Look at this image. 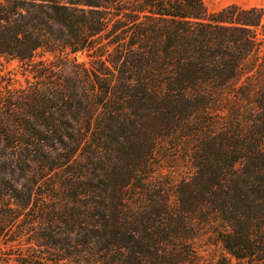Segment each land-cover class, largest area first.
I'll use <instances>...</instances> for the list:
<instances>
[{
  "label": "trees",
  "instance_id": "16d2710c",
  "mask_svg": "<svg viewBox=\"0 0 264 264\" xmlns=\"http://www.w3.org/2000/svg\"><path fill=\"white\" fill-rule=\"evenodd\" d=\"M262 28L203 0H0V264H264Z\"/></svg>",
  "mask_w": 264,
  "mask_h": 264
},
{
  "label": "rangeland",
  "instance_id": "374dc122",
  "mask_svg": "<svg viewBox=\"0 0 264 264\" xmlns=\"http://www.w3.org/2000/svg\"><path fill=\"white\" fill-rule=\"evenodd\" d=\"M203 1L209 12L219 10L230 4H237L239 6L246 7V8L260 7L264 10V0H203ZM262 30L264 29L262 28ZM15 66H16V63L13 62L9 65V68L15 67ZM210 250L211 251L214 250V247H212Z\"/></svg>",
  "mask_w": 264,
  "mask_h": 264
}]
</instances>
